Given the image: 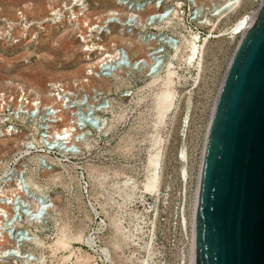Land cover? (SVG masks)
Returning <instances> with one entry per match:
<instances>
[{"label": "rangeland", "instance_id": "rangeland-1", "mask_svg": "<svg viewBox=\"0 0 264 264\" xmlns=\"http://www.w3.org/2000/svg\"><path fill=\"white\" fill-rule=\"evenodd\" d=\"M236 2L0 0L2 17L18 23V12L23 11L33 25L43 24L33 26L22 44L0 40V100L9 98L13 114L0 128L12 125L17 133L0 138V162L26 171L37 193L49 200L43 226L23 224L20 229L25 242L21 257L0 264L188 261L183 239L173 227L182 203L183 176L186 172L191 205L212 109L241 39L231 32L239 21L256 14L264 0H241L233 10ZM53 6L65 13L61 23L52 16ZM74 9H82L81 15H89L94 23L91 28L83 24L86 39ZM145 37L160 41L151 47L162 50L158 67L148 74L132 66L150 52L141 42ZM94 43L105 48L97 50ZM116 48L125 49L132 64L106 81L99 77L101 54L112 55ZM51 83L67 88L59 109L65 113V125L71 126L65 135L55 129L62 119L47 111L48 97L54 94ZM165 94L171 95L166 112ZM23 95L48 106L40 114L13 111ZM100 99L104 103L98 112ZM26 141L36 153L23 157L19 154ZM33 156L45 159L44 169L34 166ZM151 159L162 163L158 206L163 221L155 227L150 212L157 203L145 197Z\"/></svg>", "mask_w": 264, "mask_h": 264}, {"label": "water", "instance_id": "water-1", "mask_svg": "<svg viewBox=\"0 0 264 264\" xmlns=\"http://www.w3.org/2000/svg\"><path fill=\"white\" fill-rule=\"evenodd\" d=\"M194 264H264V3L236 47L209 126Z\"/></svg>", "mask_w": 264, "mask_h": 264}, {"label": "built area", "instance_id": "built-area-1", "mask_svg": "<svg viewBox=\"0 0 264 264\" xmlns=\"http://www.w3.org/2000/svg\"><path fill=\"white\" fill-rule=\"evenodd\" d=\"M51 11L53 13L52 16L54 17V20H57L58 23H61L65 19V13L62 10H57V8L53 6ZM17 19H18V23H15L0 15V40L14 44H22L23 41H26L27 40L26 38L30 36L29 34L31 33V29L33 28V26L39 25L38 26L39 28L40 26H43L42 23H39L38 25H33V23H30L27 20V17L23 13V11L18 12ZM131 20H129L127 24H130L132 22ZM33 38L36 39V37ZM141 42L144 45L147 44L148 46H150L151 49H153L152 51L153 60L150 65V70L156 69L160 63V59H161L160 54L162 50L160 48L159 49L153 48L151 47V45L153 43H158L159 45L161 44L160 41H156L153 39H149L148 37H145L141 40ZM98 49L99 47L97 48V50ZM117 49L120 48H116V50ZM120 52H121V57L117 61H113V62L109 60L106 61L102 60L103 62L101 61L102 64L99 68L100 70L99 77L101 79L107 80V77L108 78L110 76L115 77L117 75L116 71L123 70L125 67L131 66L132 63L129 59L127 51L121 48ZM103 54H105L106 57L108 54H110V52H105ZM128 59H129V62H127L128 64H124V62L128 61ZM132 66L133 67L141 66L145 70V61L144 60L137 61L136 63H133ZM50 90L54 93L51 96V99H55V102L53 104L50 103L51 107H48L47 111L48 113H52V114L55 113L58 116L62 110L59 111L60 108L56 109L55 107H60L61 96L67 94L66 93L67 88H65L60 83H51ZM21 97H22L21 101L14 102L12 106L13 111L19 110L23 114H26V112L23 111L24 109H26L28 111L35 110L37 111L36 113L40 114L41 110L43 111L44 110L43 108L48 106L47 104L44 105L40 99H29L25 95ZM103 103L104 102L101 99L98 100L97 102L99 107L98 112L102 111ZM10 106L11 103L9 102V98L6 97V95L5 97L3 96V98L0 100V125L6 124L8 120H5V118L7 116L13 115L9 113L8 109L10 108ZM58 125H61V123L57 122L55 124V129L56 126ZM57 132H58L57 134L60 136L61 132H59L58 130ZM16 134L17 133L14 132L12 125L6 126V128L4 129L0 128V138L13 136ZM23 148H24V152L20 153L19 154L20 156L26 157L36 153V148L32 146V143L30 141L29 142L26 141L23 144ZM56 150H57L56 153H58L59 151L61 152L60 149H56ZM57 155L62 156L59 153ZM31 159L33 160V164L37 169H44V167L47 164L45 159L39 156H33ZM157 172L160 173L159 166L158 168L152 165L149 166L146 170L145 180L147 181L148 177L154 175V173ZM26 174H27L26 171L12 168L11 163L6 164L3 161L0 162V214H1L0 233H3V235L6 237V240L11 242V243H7V245L16 244L18 248L21 247L22 243H25L24 240L20 238L21 235L20 229L23 227V224L28 226H32V225L43 226L42 216L45 214L47 215L49 213V211L45 209V207L49 203L48 196L46 194L37 193L36 187L34 185L33 186L31 185L30 179L26 176ZM200 177H201V173H200ZM183 187L184 189L182 195V203L180 202L179 207L177 208L176 216L173 221V227L178 232V235L181 237V240L183 239L182 240V242L184 243L183 252L186 255H188V257L190 258V251H193L194 262H195V224H194V235H193L191 232L192 229L191 217L195 213V218H196L199 186L198 189L197 186L195 188V192L193 194L194 197L191 205H189L187 202L188 177L186 172L184 173L183 176ZM18 188L20 189L17 190L18 192L16 194H11V191L13 189H18ZM149 196H151V198L154 197L157 203L156 208L150 212L152 213V218H151L152 220L150 221H152L151 222V224H153L152 227L153 226L155 227L156 225H160L161 221H163L162 213L160 212L158 206V203L162 196L161 183L160 185L158 184L156 189H152L151 191L149 190V192L147 193L145 192V197L150 198ZM175 242L176 241H174V243ZM2 245L3 243H0V246ZM12 256L15 258H6V259L2 258V259L8 261L10 259L15 260L21 257V255L20 254L18 255L15 251L12 253Z\"/></svg>", "mask_w": 264, "mask_h": 264}, {"label": "bare ground", "instance_id": "bare-ground-1", "mask_svg": "<svg viewBox=\"0 0 264 264\" xmlns=\"http://www.w3.org/2000/svg\"><path fill=\"white\" fill-rule=\"evenodd\" d=\"M240 1L241 0H238V2H236L234 4V6L232 7L233 10H235L236 8H238L240 5ZM83 10H74L72 13L73 15H75V19L77 20V22L79 23L80 25V28L79 30L81 31L83 37L86 39V35H87V30L83 28V24L88 22V28H91L92 26H94V23L90 21H88L90 18H89V15L83 13L81 15V12ZM257 14V13H256ZM256 14H254L253 16H249V18H246L244 20H241L239 21L235 27L233 28V32L231 33H234V34H239L241 37L245 34V32L248 30L249 26L252 24V22L255 20L256 18ZM197 43H199V40L196 41ZM195 42V43H196ZM87 46L88 48L90 49V45L89 43L87 42ZM94 46H96L97 48L99 47H102L103 49L105 48V46L103 45H99L97 43H94ZM145 46L149 49L150 52H148L147 54V58L144 59L145 61V73H149L150 72V65H151V62L153 60V56H152V51L153 49L150 48V46H148L147 44H145ZM198 47V46H197ZM194 48H196V45L194 46ZM98 49V50H99ZM102 57H104L103 61H106V60H109L111 62L113 61H117L120 57H121V52H120V49H117L115 50L114 54H108L106 57H105V54H102L101 55ZM130 59V57H129ZM102 61V62H103ZM93 71V70H92ZM152 71V70H151ZM154 71V70H153ZM117 77V75L115 76ZM114 77L110 76L109 78L107 77V80L106 81H110L112 80ZM115 82V81H114ZM223 84V82H222ZM222 84L220 86V89L222 87ZM220 89H219V92H220ZM219 92H218V95H219ZM165 93V92H164ZM171 93V92H170ZM218 95H217V98H218ZM55 97V96H54ZM164 97V96H163ZM217 98H216V101H217ZM48 99L50 100V103H54L55 102V99H51V96L50 98L48 97ZM163 98L161 97V100ZM167 99V100H166ZM165 100L166 102L164 103V110L165 112L167 110L170 109L171 107V95L170 94H165ZM162 102V101H161ZM47 104V103H46ZM43 105V104H42ZM48 105V104H47ZM215 105H216V102L214 104V107L212 109V114H211V117H210V122L208 124V128H207V132H206V136H205V141H204V148H203V152H202V157H201V161H200V167H199V177H198V180H197V189H198V186H199V183H200V173H201V169H202V162H203V156H204V151H205V146H206V141H207V136H208V130H209V126H210V123H211V119L213 117V114H214V109H215ZM56 109L60 108V107H55ZM161 110V109H160ZM159 112V111H158ZM65 113H63V111H61L58 115V118H61L62 119V122H61V125H58L56 126V129L61 132L60 134L61 135H65L67 133H69L70 131H68V128H70L71 126H67L65 125V119H64V115ZM159 115V114H158ZM66 117V116H65ZM163 118H164V115H163ZM68 119V118H67ZM151 164H153L154 166H158V164L156 163L155 160L151 159L150 160ZM159 168H160V173L157 172V173H154V175L148 177L147 179V184L145 185L148 190H152V189H156V187L158 186L159 183H161V178H162V163L160 161V164H159ZM158 176V177H157ZM160 185V184H159ZM18 189H13L11 191V194L13 193H16ZM46 209V207H45ZM1 216V215H0ZM194 224H195V213L193 214V216L191 217V232L192 234L194 235ZM3 239V240H2ZM0 243H3L2 246H0V263H4L6 262L5 260H3L2 258H15L12 256V253L15 251L18 255H22L21 253V248H18L16 244L14 245H7V243H11L9 241L6 240V237L3 235V233H0ZM183 264H194V252L193 251H190V258H189V261L187 262H184Z\"/></svg>", "mask_w": 264, "mask_h": 264}]
</instances>
